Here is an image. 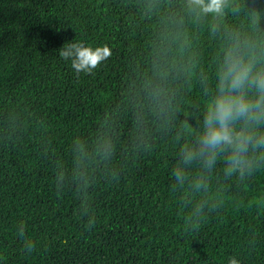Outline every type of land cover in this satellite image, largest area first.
Returning <instances> with one entry per match:
<instances>
[{"label":"trees","instance_id":"1","mask_svg":"<svg viewBox=\"0 0 264 264\" xmlns=\"http://www.w3.org/2000/svg\"><path fill=\"white\" fill-rule=\"evenodd\" d=\"M81 41L111 50L90 74L58 55ZM235 46L264 66V0L218 17L189 0H0V264H264V148L243 174L231 149L181 155Z\"/></svg>","mask_w":264,"mask_h":264},{"label":"clouds","instance_id":"2","mask_svg":"<svg viewBox=\"0 0 264 264\" xmlns=\"http://www.w3.org/2000/svg\"><path fill=\"white\" fill-rule=\"evenodd\" d=\"M189 6L198 9L201 14L213 17L223 16L226 0H189ZM59 57L70 61L76 74H90L102 61L111 56L107 45L93 48L84 42L66 43L59 49ZM253 92V95H249ZM264 121V66L257 67L256 59L250 52L239 46L226 50L223 64L218 71L216 95L207 102L203 127L198 135L196 146L185 144L181 155L185 163H191L197 156L211 166L218 152L231 149L226 172L250 168V149L264 148V133L257 126ZM238 122L243 127H238ZM177 180H182L183 169L175 170ZM92 224L89 220L88 225ZM197 230L199 225H193ZM18 235L30 252L33 244L24 236V227L18 229ZM228 264H240L232 256Z\"/></svg>","mask_w":264,"mask_h":264}]
</instances>
